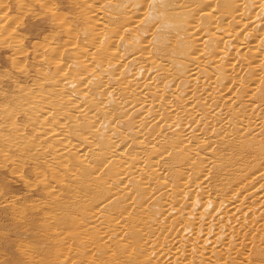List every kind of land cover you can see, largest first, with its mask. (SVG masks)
I'll return each instance as SVG.
<instances>
[{
  "label": "bare ground",
  "instance_id": "1",
  "mask_svg": "<svg viewBox=\"0 0 264 264\" xmlns=\"http://www.w3.org/2000/svg\"><path fill=\"white\" fill-rule=\"evenodd\" d=\"M82 2L95 63L54 82L85 130L71 144L59 125L51 211L23 254L264 264V0Z\"/></svg>",
  "mask_w": 264,
  "mask_h": 264
},
{
  "label": "rangeland",
  "instance_id": "2",
  "mask_svg": "<svg viewBox=\"0 0 264 264\" xmlns=\"http://www.w3.org/2000/svg\"><path fill=\"white\" fill-rule=\"evenodd\" d=\"M84 6L82 0H0V264H30L21 250L30 245L28 230L39 231L48 219L51 170L67 151L56 142L59 125L66 123L62 137L71 144L85 130L69 123L76 114L73 87L54 82L73 75L68 65L75 60L95 63V54L82 52L90 46L79 33Z\"/></svg>",
  "mask_w": 264,
  "mask_h": 264
}]
</instances>
